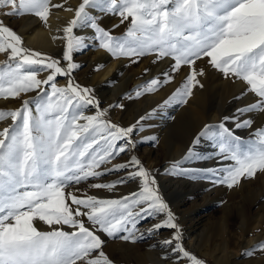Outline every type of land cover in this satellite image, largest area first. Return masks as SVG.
Listing matches in <instances>:
<instances>
[{"label": "snow or ice", "instance_id": "obj_1", "mask_svg": "<svg viewBox=\"0 0 264 264\" xmlns=\"http://www.w3.org/2000/svg\"><path fill=\"white\" fill-rule=\"evenodd\" d=\"M3 6L10 8L4 15L32 14L45 23L51 9L64 8L74 15L63 27V36L52 37L64 41L62 60L24 47L21 36L0 20V53L7 56L0 61V97L36 93L19 108L0 109V121L12 122L0 129V264H113L97 233L108 237L126 233L120 238L135 242L144 238L136 234L140 221L160 215L166 218L146 231L174 230L171 238L161 242L163 247H171L173 264H205L184 248L175 215L154 187L155 178L135 155L101 169L129 146L135 147L131 136L152 113L126 128L103 119L107 109L100 110L91 89L71 79L72 71L79 67L73 62V53L88 47V38L76 35L75 30H93L98 46L114 58H135V63L154 54L153 63L164 58L174 61L162 73L163 79L158 76L140 85L136 96L156 91L172 80L171 73L188 66L187 76L161 107L187 103L194 87H202L198 76L205 73L195 64L203 57L225 77L244 81L246 91L258 99L218 124H206L183 158L224 163L217 168L177 172L183 162L177 161L171 169L173 175L203 171L216 176V184L233 188L264 173V127L255 129L247 140L235 131L252 127L251 118L241 119L245 114L264 112V0H81L75 9L51 0H0ZM90 9L117 15L121 23L128 21L125 33L113 36ZM41 72L48 73L44 79L39 78ZM58 76H67L68 83L58 86ZM90 106L97 108L95 115H85ZM201 138L211 142L212 154L201 156L194 151ZM129 168L133 171L128 179L140 178V187L119 199L67 191L90 178ZM126 182L121 178L89 187L111 191ZM37 222L48 230H40ZM254 248L264 251V242ZM253 251L248 249L245 254L251 256Z\"/></svg>", "mask_w": 264, "mask_h": 264}, {"label": "rangeland", "instance_id": "obj_2", "mask_svg": "<svg viewBox=\"0 0 264 264\" xmlns=\"http://www.w3.org/2000/svg\"><path fill=\"white\" fill-rule=\"evenodd\" d=\"M80 2L81 0H51L53 4H64L65 8L74 7L73 9ZM54 10H50L49 17ZM56 10L69 12L64 8ZM7 11H10L8 6L0 7V20L21 36L24 47L62 60L64 44L62 39L59 43L52 40L46 45L30 43L27 40V36L31 35L33 30L48 31V23L32 14L4 15ZM72 13L70 19L74 15L73 11ZM91 14L99 17L98 23L113 36L123 35L128 27V21L121 23V18L117 15L105 14L98 10H94ZM90 32L91 35L88 34ZM75 34L86 36L88 47L73 53V62L79 67L72 71L71 79L74 83L91 89V95L99 103V109H107L103 119L126 128L135 124L141 116L152 113L150 117L140 121V127L132 134L131 139L135 142V147L129 146L126 152L115 157L110 163L102 165L101 169L126 162L135 155L155 178L154 187L158 189L159 194L175 215L184 248L203 260L205 264H264V251L254 248L258 243L264 242V173H258L252 179H244L233 188L216 184L214 182L216 176L203 171H189L183 175L171 174L172 165L177 161H183L178 165L177 172L180 169L217 168L224 163L220 159L183 160V158L206 124L215 125L224 117H232L238 108L254 103L258 97L246 91L248 86L244 81L232 76L225 77L222 72L208 64L207 57H203L195 64L197 70L202 68L205 73L203 76H198L202 87H194L193 94L188 97L187 103L173 102L161 107L187 76L188 66L183 65L178 72L171 73L172 80L167 84H161L156 91L136 96L140 85L158 76L163 79L162 73L168 71L174 61L169 58L167 63H164V59L153 63L154 54L140 57L135 63L132 62L135 58H114L98 46L93 30L76 29ZM100 55L108 56V62L98 61ZM6 59V54L0 53V61H6ZM112 61L116 63L113 68L116 75L114 76L112 72L104 79L98 76ZM66 63L63 62L65 66ZM98 65H102L99 70H97ZM47 74V72H41L39 78L44 79ZM129 76L131 78L123 84ZM68 79L67 76H58L55 82L58 86H64L68 83ZM116 87H119L121 91L113 96L111 92ZM242 93L244 94L241 95ZM35 94V92L22 93L18 98L8 99L0 97V109L19 108L23 100ZM150 97H155L156 101L148 102ZM183 110L187 114L173 121L172 125L165 129L164 121L174 120ZM96 112L97 108L90 106L85 110V115H95ZM214 114H217V119L212 118ZM245 118H251L254 121L252 127L235 131L237 135L247 140L255 129L264 127V112L257 111L241 117V119ZM10 123H12L10 119L0 121V129L7 127ZM227 126L234 127L231 122H227ZM194 151L201 156H208L214 152V148L210 141L201 138L195 145ZM131 171H133L132 168L106 173L101 177L81 182L80 185H73L67 191L80 196L86 193L101 199H119L138 191L140 187V178L128 179V173ZM121 178L127 182L116 184L111 191L106 188L89 187L90 184H105ZM68 202L71 203L70 200ZM165 218L164 215H160L141 220L137 225L136 234L138 236L143 234L144 238L135 242L120 238L126 233L108 237L98 232L97 234L105 241L102 246L103 251L113 264H172L171 259L175 257L171 253V247H163L161 242L171 238L174 230L162 228L152 234L146 231ZM84 219L86 220V217ZM36 226L40 230H48L42 222H37ZM197 235H200L199 239L195 238ZM248 249H254L251 256L245 254ZM182 264H186V261H182Z\"/></svg>", "mask_w": 264, "mask_h": 264}, {"label": "bare ground", "instance_id": "obj_3", "mask_svg": "<svg viewBox=\"0 0 264 264\" xmlns=\"http://www.w3.org/2000/svg\"><path fill=\"white\" fill-rule=\"evenodd\" d=\"M74 6V4H73ZM72 8V7H71ZM74 8V7H73ZM72 8V9H73ZM95 9H90V12L93 13ZM74 12V11H73ZM52 13V11H51ZM72 11H69V12H64V11H61V10H54L53 13L50 15V17L48 18V26H49V29L48 31H45V30H42V29H39L37 31L33 30V33L31 35H28L27 36V40L31 42H36L37 44H40V45H46V44H49L52 40H54L52 37L53 36H58V37H62L63 36V32H62V29L64 26L67 25L68 21L70 20V15H72ZM33 20V19H32ZM32 22V21H30ZM25 25V24H23ZM23 27V26H22ZM59 30V31H58ZM88 30V29H87ZM87 34V33H85ZM89 35H91V32L88 33ZM87 34V35H88ZM61 41V39H55L54 42H57L59 43ZM59 45V44H58ZM60 46V45H59ZM53 49V48H52ZM59 53V52H58ZM169 58H164V63H167ZM109 58L108 56H105V55H100L99 56V60L98 61H101L102 63L103 62H108ZM115 61L111 62L110 64H108V67L104 70L103 73H100L98 76H102V78L104 79L105 76H108L110 73L113 72V68L115 66ZM163 66V65H162ZM114 73V76L116 75V72H113ZM131 78V76H129L124 83H126L129 79ZM196 88H199L196 86ZM195 88V90H196ZM201 88V87H200ZM198 90V89H197ZM121 91L119 87H116L115 90H113L111 93L113 96H115V94L117 92ZM222 91V90H221ZM200 92V91H199ZM198 92V93H199ZM200 95V94H198ZM159 98V96L157 97V99ZM152 101H156V98L155 97H150L148 98V102H152ZM194 102V101H193ZM215 112V111H214ZM187 114L185 110L183 111H180L179 114L174 118V120H166L164 121V124L163 126L165 127V129H168L169 126L172 125L173 121H176L178 118H183V116ZM221 114V113H220ZM176 115V114H175ZM174 117V115L172 116ZM213 119H217L218 116L217 114L213 115L212 117ZM170 124V125H169ZM166 132V130H165ZM195 138V137H194ZM166 192V191H165ZM166 194V193H165ZM46 227V226H45ZM67 230H71L69 228H67ZM196 239L200 238V235H197L195 237ZM197 242V241H196ZM170 248V247H169ZM171 249V248H170ZM168 250V249H166ZM163 253V252H162ZM161 260V258H160ZM172 261H174L175 259H171ZM163 261V260H162ZM161 262V261H160ZM164 263V261H163ZM165 264V263H164ZM173 264V262H172Z\"/></svg>", "mask_w": 264, "mask_h": 264}]
</instances>
